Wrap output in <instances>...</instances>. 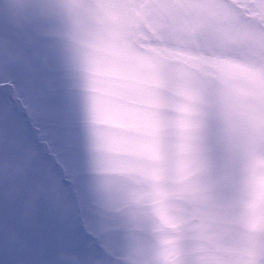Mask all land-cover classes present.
Listing matches in <instances>:
<instances>
[{
    "label": "rangeland",
    "instance_id": "1",
    "mask_svg": "<svg viewBox=\"0 0 264 264\" xmlns=\"http://www.w3.org/2000/svg\"><path fill=\"white\" fill-rule=\"evenodd\" d=\"M3 1L0 264H264V0Z\"/></svg>",
    "mask_w": 264,
    "mask_h": 264
},
{
    "label": "flooded vegetation",
    "instance_id": "2",
    "mask_svg": "<svg viewBox=\"0 0 264 264\" xmlns=\"http://www.w3.org/2000/svg\"><path fill=\"white\" fill-rule=\"evenodd\" d=\"M22 7H23V10L21 11L20 18L22 20H23V18H25L28 21V12H27L26 7H25V1H23V0H22ZM3 14L5 16H3ZM18 15H19V13L17 11H14L13 13L7 12L3 8V2L1 0V2H0V17L7 19V20H3L2 21L3 24H5L7 26H4L3 24H2V26H4L5 28L6 27L13 28L14 27L13 23H14L15 20H18ZM36 53H37V56L44 61V59H43L44 55L39 49H38V51Z\"/></svg>",
    "mask_w": 264,
    "mask_h": 264
},
{
    "label": "bare ground",
    "instance_id": "3",
    "mask_svg": "<svg viewBox=\"0 0 264 264\" xmlns=\"http://www.w3.org/2000/svg\"><path fill=\"white\" fill-rule=\"evenodd\" d=\"M222 74V73H221ZM223 74H225V73H223ZM42 138V137H41ZM41 138H39V140L41 139Z\"/></svg>",
    "mask_w": 264,
    "mask_h": 264
}]
</instances>
